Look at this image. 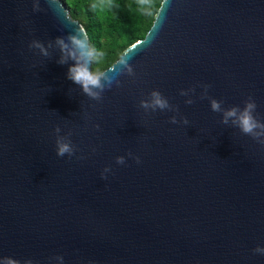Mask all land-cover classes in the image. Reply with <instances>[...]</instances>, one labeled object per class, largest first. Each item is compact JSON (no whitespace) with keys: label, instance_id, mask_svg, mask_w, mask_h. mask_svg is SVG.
<instances>
[{"label":"water","instance_id":"1","mask_svg":"<svg viewBox=\"0 0 264 264\" xmlns=\"http://www.w3.org/2000/svg\"><path fill=\"white\" fill-rule=\"evenodd\" d=\"M70 35L59 0H0V264H264V130L223 122L264 124V0H163L99 100Z\"/></svg>","mask_w":264,"mask_h":264},{"label":"trees","instance_id":"2","mask_svg":"<svg viewBox=\"0 0 264 264\" xmlns=\"http://www.w3.org/2000/svg\"><path fill=\"white\" fill-rule=\"evenodd\" d=\"M83 28L94 51L91 69L102 73L144 39L163 0H59Z\"/></svg>","mask_w":264,"mask_h":264},{"label":"clouds","instance_id":"3","mask_svg":"<svg viewBox=\"0 0 264 264\" xmlns=\"http://www.w3.org/2000/svg\"><path fill=\"white\" fill-rule=\"evenodd\" d=\"M34 10H39L38 6L35 7ZM71 45L73 46L71 49L69 45L64 42L62 39H58L57 43L61 47L62 53H64L68 58L75 61L74 66L70 67L68 70V79L73 81L75 84L81 86L83 92L91 97L92 99L99 100L101 99L100 93L104 90V84L101 83V75L90 69V65L93 63H102V61H98L94 59V51L91 50L86 42L79 38L77 35H70L68 37ZM36 47H41L39 44H35ZM41 51L44 50L41 48ZM47 55L46 52H44ZM64 59H61L60 63H65ZM120 63L125 67L128 66V58H124L120 60ZM129 71H131L129 69ZM112 77L107 79V83L111 85L113 82ZM95 89H99V91H95ZM153 101L152 107L164 109L168 107L167 101L163 99L159 92H153L152 94ZM142 107H149L146 102H141ZM212 109L213 111H219L220 105L213 100L212 101ZM256 105L254 103H248L246 107L241 111L237 108H233L224 113V123L228 122L229 118H235L234 123L241 129L242 132L248 135H260L262 133H256V129L264 130V124H261L256 120V118L252 115ZM175 123V120L172 121ZM57 155L63 157L66 153L71 156L73 154V148L69 143H65L62 140H57ZM136 163H140L139 157L135 158ZM124 162L123 157L117 158V163L122 164ZM256 251H262L261 249H257ZM6 264H18V261L7 260Z\"/></svg>","mask_w":264,"mask_h":264}]
</instances>
